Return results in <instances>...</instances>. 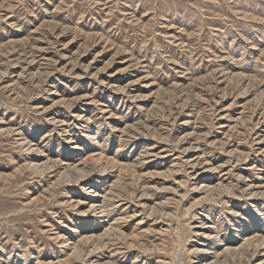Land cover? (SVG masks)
<instances>
[{
    "label": "rangeland",
    "instance_id": "rangeland-1",
    "mask_svg": "<svg viewBox=\"0 0 264 264\" xmlns=\"http://www.w3.org/2000/svg\"><path fill=\"white\" fill-rule=\"evenodd\" d=\"M0 264H264V0H0Z\"/></svg>",
    "mask_w": 264,
    "mask_h": 264
},
{
    "label": "bare ground",
    "instance_id": "bare-ground-1",
    "mask_svg": "<svg viewBox=\"0 0 264 264\" xmlns=\"http://www.w3.org/2000/svg\"><path fill=\"white\" fill-rule=\"evenodd\" d=\"M224 194V193H223ZM210 197V196H209Z\"/></svg>",
    "mask_w": 264,
    "mask_h": 264
}]
</instances>
